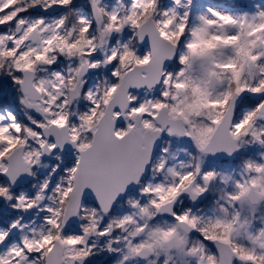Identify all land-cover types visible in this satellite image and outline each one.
<instances>
[{
	"label": "snow or ice",
	"instance_id": "6c2138e0",
	"mask_svg": "<svg viewBox=\"0 0 264 264\" xmlns=\"http://www.w3.org/2000/svg\"><path fill=\"white\" fill-rule=\"evenodd\" d=\"M0 264H264V0H0Z\"/></svg>",
	"mask_w": 264,
	"mask_h": 264
}]
</instances>
